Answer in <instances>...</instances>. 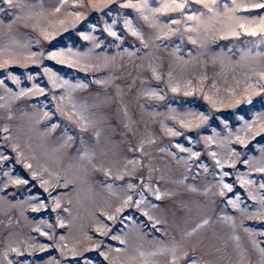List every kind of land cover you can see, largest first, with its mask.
I'll return each instance as SVG.
<instances>
[{"label":"snow or ice","instance_id":"6c2138e0","mask_svg":"<svg viewBox=\"0 0 264 264\" xmlns=\"http://www.w3.org/2000/svg\"><path fill=\"white\" fill-rule=\"evenodd\" d=\"M0 264H264V0H0Z\"/></svg>","mask_w":264,"mask_h":264},{"label":"rangeland","instance_id":"374dc122","mask_svg":"<svg viewBox=\"0 0 264 264\" xmlns=\"http://www.w3.org/2000/svg\"><path fill=\"white\" fill-rule=\"evenodd\" d=\"M82 75V74H81ZM45 215H46V213H45Z\"/></svg>","mask_w":264,"mask_h":264}]
</instances>
